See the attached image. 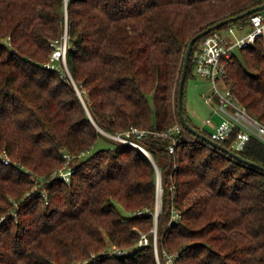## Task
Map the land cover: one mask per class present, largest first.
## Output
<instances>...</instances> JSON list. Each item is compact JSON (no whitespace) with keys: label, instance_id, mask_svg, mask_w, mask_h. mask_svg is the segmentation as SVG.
<instances>
[{"label":"trees","instance_id":"obj_1","mask_svg":"<svg viewBox=\"0 0 264 264\" xmlns=\"http://www.w3.org/2000/svg\"><path fill=\"white\" fill-rule=\"evenodd\" d=\"M262 3L0 0V264H264V143L234 150L250 165L185 128L162 136L181 123L189 40ZM64 34L72 79L45 67ZM226 66L231 91L264 123V39ZM193 74L191 54L182 111L212 138L186 109ZM109 135L136 142L154 162ZM101 137L109 143L96 146ZM231 140L221 144L232 149ZM108 243L130 252L114 254Z\"/></svg>","mask_w":264,"mask_h":264},{"label":"built area","instance_id":"obj_2","mask_svg":"<svg viewBox=\"0 0 264 264\" xmlns=\"http://www.w3.org/2000/svg\"><path fill=\"white\" fill-rule=\"evenodd\" d=\"M264 39V9L251 14L245 24H232L226 29L215 30L206 35L200 41L198 47L192 52L194 61V72L204 77L211 85L212 93L202 94L205 102L211 107L212 114L206 118L205 123L211 126L210 134L219 143L231 140L233 150H242L251 138H257L264 143V123L251 114L242 105L231 91L226 63L231 59L238 49L256 44ZM50 59L45 63L47 69L61 71L59 62H63L67 67V36L55 42ZM215 116V117H214ZM184 130L180 122H175L171 128L162 132L165 138L172 137L174 133ZM132 132L141 136L144 130L133 129ZM130 135V131L126 132ZM124 142L137 144L120 135H113ZM138 146V145H137ZM170 152L175 150L174 145L169 146ZM70 170L60 172L65 180H69ZM67 173V176L64 175ZM160 175V174H159ZM163 192L161 180L157 183V196ZM158 207L156 208V212ZM145 213L138 210L136 214ZM155 215V214H154ZM179 212L175 211L173 218H179ZM148 242L146 234L141 235L140 244ZM114 254L123 255L130 250L123 248L112 249ZM111 251V252H112ZM107 252V250H103ZM172 262V259H169Z\"/></svg>","mask_w":264,"mask_h":264},{"label":"rangeland","instance_id":"obj_3","mask_svg":"<svg viewBox=\"0 0 264 264\" xmlns=\"http://www.w3.org/2000/svg\"><path fill=\"white\" fill-rule=\"evenodd\" d=\"M65 35L66 34H64L61 37V39L64 38ZM238 53H239V51H238ZM58 65H60L61 71H63L66 76H68L69 78L72 79L68 66L66 67L63 62H59ZM185 90H186V97H187L188 103H190V107L195 108V111H196L195 114H193L194 123L201 128L205 127L207 130H210V127L205 125V120H206V118L211 116L212 109L205 102L204 97L202 95L204 93H206L207 95H210L212 93V88H211L210 83L207 80H205L204 77H202V76H200L194 72V74L188 78L186 86H185ZM109 136L114 137L113 135H109ZM108 143H109V141L106 138L101 137L98 140V142L96 143V146L107 145ZM137 145L138 144H135V146H137ZM138 147H141V146L138 145ZM61 171H63V169L60 170V172ZM64 175L67 176V173ZM65 181H67V180H65ZM161 205H162V193H160L159 196L156 197L155 212H156L157 207H158V211L154 215V226L151 229V232H153V236H154V245L156 247H157V232H158V213L161 210ZM139 210H141V209H139ZM137 211L138 210H136L135 212H131L129 214L134 215V214H136ZM168 226H170V225H168ZM142 234H146V232H142ZM140 239H141V237H140ZM140 239H139V243H140ZM148 243H149V241L145 244H148ZM107 246H108L107 249H109V250L118 248L115 245H111L109 243ZM103 250H105V249H102V251ZM91 255L93 256V254H91ZM88 259L89 258L85 259L84 261L86 262V260H88ZM168 262H169V264H172V262L170 260H168Z\"/></svg>","mask_w":264,"mask_h":264},{"label":"water","instance_id":"obj_4","mask_svg":"<svg viewBox=\"0 0 264 264\" xmlns=\"http://www.w3.org/2000/svg\"><path fill=\"white\" fill-rule=\"evenodd\" d=\"M262 9H264V3H262L260 5H257L255 7H252V8L246 10L245 12H243V13H241L239 15L232 16L229 19L221 20V21L209 26L208 28L198 32L197 34H195L189 40L188 46H187L186 51H185L184 63H183V68H182V73H181V78H180V81H179V88H178V109H179V114H180V120H181V123L184 126V128L188 132H191L192 134H194L195 136H198V137L202 138L203 140H205L206 142H208L212 146H215V147L219 148L220 150L228 153L230 156L235 157L236 159H238V160H240L242 162H245L247 164H250V165H256V164L254 162L250 161V160L245 159L240 154L236 153L234 150H232L230 148H227L223 144L217 142L213 138L209 137L208 135L204 134L203 132H201L197 128L193 127L187 121V119L185 118V116L183 114V111H182V97H183L184 82H185V79H186L187 69H188V66H189V62H190V58H191V54H192V49H193L194 43L199 38H201L202 36H204L208 32H210L211 30L220 28L224 23L232 21V20L239 19V18L247 16V15H250V14H252V13H254L256 11L262 10ZM140 148H142V147H140ZM143 151L149 156V158L152 160V162H154L152 156L146 150L143 149ZM156 169H157V167H156ZM157 173H158V181H159L160 180V175H159L160 173H159L158 170H157Z\"/></svg>","mask_w":264,"mask_h":264},{"label":"crops","instance_id":"obj_5","mask_svg":"<svg viewBox=\"0 0 264 264\" xmlns=\"http://www.w3.org/2000/svg\"><path fill=\"white\" fill-rule=\"evenodd\" d=\"M206 80V79H205ZM186 109H187V112H188V114H189V116H190V118L193 120V114H195V108H191L190 107V103H188V100H187V97H186ZM211 114H212V111H211ZM215 117V116H214ZM194 122V121H193ZM205 125H207V126H209L210 127V130H207L205 127L203 128V129H206L207 131H211V126L210 125H208V124H206L205 123Z\"/></svg>","mask_w":264,"mask_h":264}]
</instances>
